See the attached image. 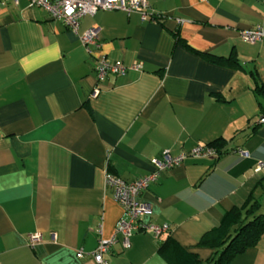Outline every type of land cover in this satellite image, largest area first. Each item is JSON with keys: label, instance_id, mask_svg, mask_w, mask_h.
I'll return each mask as SVG.
<instances>
[{"label": "crops", "instance_id": "0c3cea01", "mask_svg": "<svg viewBox=\"0 0 264 264\" xmlns=\"http://www.w3.org/2000/svg\"><path fill=\"white\" fill-rule=\"evenodd\" d=\"M146 1L144 19L98 10L73 33L26 0H0V264H95L89 253L122 216L105 174L130 182L164 151L183 158L137 200L141 223L167 230L135 231L126 248L117 235L108 264H172L157 251L167 237L206 260L201 236L259 181L264 212V168L254 170L264 162V99L253 90L254 74L264 82V37L240 35L264 30L263 0ZM89 28L91 53L78 37ZM97 56L123 72L98 79ZM218 138L220 155L189 154ZM229 264H264V233Z\"/></svg>", "mask_w": 264, "mask_h": 264}, {"label": "built area", "instance_id": "2783aa9c", "mask_svg": "<svg viewBox=\"0 0 264 264\" xmlns=\"http://www.w3.org/2000/svg\"><path fill=\"white\" fill-rule=\"evenodd\" d=\"M7 1V0H2ZM16 3L17 0H10ZM28 6L39 7L45 10L52 19L60 20L73 33H76L78 19L85 15H91L98 10H113L118 9L126 13L138 12L142 19L147 15L148 3L146 0H26ZM264 2V0H263ZM241 38L249 43H255L264 37V30L260 26L253 29H246L241 32ZM81 43L86 47L87 52L91 53L90 46L96 45L97 30L89 28L79 34ZM94 69L98 79H101L106 72L121 73L123 66L120 64L109 63L102 56L94 58ZM260 122L264 121V117H260ZM239 153L245 154L243 150H238ZM216 150L212 146H197L193 148L189 154L193 156L215 154ZM183 158V155L171 156L167 151H164L160 158H151L152 171L144 176L135 178L130 182L121 180L112 175L105 174L104 183L110 186L113 190V199L122 209V216L118 219L114 227V233L107 239L99 238L96 247L89 253L95 264H108L103 259L110 246L116 241L117 235L120 237V244L123 248L128 247L129 237L135 231L147 230L154 237L159 236L167 230V225H156L153 223H141V215L147 211L144 203L137 200V196L148 186V184L156 179L159 170L168 168L178 164ZM264 168L263 161H257L254 168L255 171H260ZM39 241V234L32 233L28 235V244L34 245ZM83 252L78 249L76 255L79 257Z\"/></svg>", "mask_w": 264, "mask_h": 264}, {"label": "trees", "instance_id": "16d2710c", "mask_svg": "<svg viewBox=\"0 0 264 264\" xmlns=\"http://www.w3.org/2000/svg\"><path fill=\"white\" fill-rule=\"evenodd\" d=\"M203 55L207 58L213 57L212 61L222 62L229 66L240 65L235 56ZM253 78L254 92L264 99V82L256 74ZM260 108L264 114L262 103H260ZM224 144L225 140L218 138L207 145L214 147L216 154L220 155L224 152ZM260 183L259 181L248 193L242 205L227 210L221 221L201 236L198 245L212 249V254L206 260L199 259L194 252H186L171 237L159 243L157 251L172 264H229L236 255L255 246L264 233V212L260 211L261 204L257 193L261 188ZM262 187H264L263 184Z\"/></svg>", "mask_w": 264, "mask_h": 264}]
</instances>
